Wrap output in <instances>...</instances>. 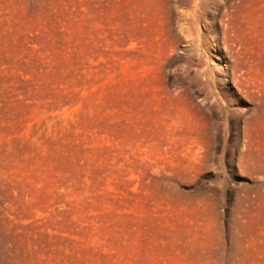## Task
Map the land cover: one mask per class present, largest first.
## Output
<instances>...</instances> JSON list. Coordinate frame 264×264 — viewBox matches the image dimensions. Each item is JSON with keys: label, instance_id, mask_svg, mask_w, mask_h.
<instances>
[{"label": "rangeland", "instance_id": "1", "mask_svg": "<svg viewBox=\"0 0 264 264\" xmlns=\"http://www.w3.org/2000/svg\"><path fill=\"white\" fill-rule=\"evenodd\" d=\"M0 264H264V0H0Z\"/></svg>", "mask_w": 264, "mask_h": 264}]
</instances>
